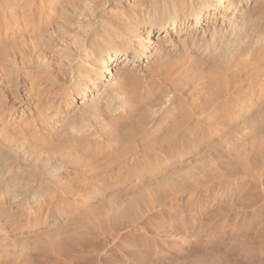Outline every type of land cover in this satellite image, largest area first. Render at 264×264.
<instances>
[{
	"label": "bare ground",
	"instance_id": "obj_1",
	"mask_svg": "<svg viewBox=\"0 0 264 264\" xmlns=\"http://www.w3.org/2000/svg\"><path fill=\"white\" fill-rule=\"evenodd\" d=\"M250 181L264 0H0V264H73Z\"/></svg>",
	"mask_w": 264,
	"mask_h": 264
},
{
	"label": "rangeland",
	"instance_id": "obj_2",
	"mask_svg": "<svg viewBox=\"0 0 264 264\" xmlns=\"http://www.w3.org/2000/svg\"><path fill=\"white\" fill-rule=\"evenodd\" d=\"M254 185L243 184L212 206L189 209L183 220L125 222L118 238L88 242V255L63 251L54 259L73 264H264V191Z\"/></svg>",
	"mask_w": 264,
	"mask_h": 264
}]
</instances>
